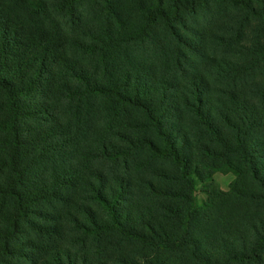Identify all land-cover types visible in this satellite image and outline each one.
Segmentation results:
<instances>
[{
    "label": "trees",
    "instance_id": "16d2710c",
    "mask_svg": "<svg viewBox=\"0 0 264 264\" xmlns=\"http://www.w3.org/2000/svg\"><path fill=\"white\" fill-rule=\"evenodd\" d=\"M35 1L0 0V264H264V34L231 62L189 24L208 0H140L138 28L92 0L127 25L77 38L80 0L54 35ZM211 1L264 33V0Z\"/></svg>",
    "mask_w": 264,
    "mask_h": 264
},
{
    "label": "rangeland",
    "instance_id": "374dc122",
    "mask_svg": "<svg viewBox=\"0 0 264 264\" xmlns=\"http://www.w3.org/2000/svg\"><path fill=\"white\" fill-rule=\"evenodd\" d=\"M62 2L63 0H36L33 9L34 11L37 10V14L32 15V12H30L31 19L36 23H41L54 35L58 29L63 30V23L67 19L71 20L69 16L63 14L64 11L66 12V8ZM91 3L92 0H80L78 2V9L88 13L80 17L75 16V38L80 37V33L85 31L89 25H101L102 31L111 29L113 23L111 21L115 18L112 14L113 9L105 7L100 17L92 19V13L89 11ZM118 5L122 9V15H125L126 11L133 12L134 20L131 25L134 28H138L142 24L138 17V12L143 5L140 0H123ZM246 15L248 14L245 10L234 8L226 3L211 0L201 1L194 20H190L189 24L193 29L202 32L203 45L208 56L231 62H243L251 59V43L264 34L258 29L253 20L248 21L245 19ZM126 25V21H123V23L117 21V24L114 22L112 26L125 27ZM181 30L185 33L183 29ZM186 33L189 35L188 31ZM71 35L73 33H68V36ZM142 49L141 47L134 49V51L138 50L137 55L139 58L145 55ZM209 61L210 59L205 57L202 65L206 67ZM211 82L228 83L224 75L218 81L211 79ZM212 178L215 187L226 191L230 182L234 179V174L230 171H216L213 173ZM195 196L199 201L206 199L205 186L197 179L195 181Z\"/></svg>",
    "mask_w": 264,
    "mask_h": 264
}]
</instances>
